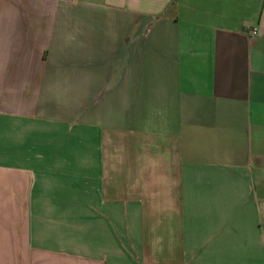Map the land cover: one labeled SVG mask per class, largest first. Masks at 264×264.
Here are the masks:
<instances>
[{
	"label": "crops",
	"instance_id": "crops-1",
	"mask_svg": "<svg viewBox=\"0 0 264 264\" xmlns=\"http://www.w3.org/2000/svg\"><path fill=\"white\" fill-rule=\"evenodd\" d=\"M0 264H264V0H0Z\"/></svg>",
	"mask_w": 264,
	"mask_h": 264
},
{
	"label": "built area",
	"instance_id": "built-area-1",
	"mask_svg": "<svg viewBox=\"0 0 264 264\" xmlns=\"http://www.w3.org/2000/svg\"><path fill=\"white\" fill-rule=\"evenodd\" d=\"M249 35L252 37V38H255L258 36V30L257 29H251L249 31Z\"/></svg>",
	"mask_w": 264,
	"mask_h": 264
}]
</instances>
